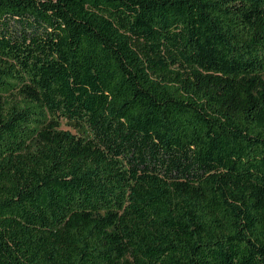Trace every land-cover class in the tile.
<instances>
[{
	"label": "trees",
	"instance_id": "16d2710c",
	"mask_svg": "<svg viewBox=\"0 0 264 264\" xmlns=\"http://www.w3.org/2000/svg\"><path fill=\"white\" fill-rule=\"evenodd\" d=\"M0 264H264V0H0Z\"/></svg>",
	"mask_w": 264,
	"mask_h": 264
},
{
	"label": "rangeland",
	"instance_id": "374dc122",
	"mask_svg": "<svg viewBox=\"0 0 264 264\" xmlns=\"http://www.w3.org/2000/svg\"><path fill=\"white\" fill-rule=\"evenodd\" d=\"M63 127H64V128H70V126H69L68 124H66L65 122H64V124H63Z\"/></svg>",
	"mask_w": 264,
	"mask_h": 264
}]
</instances>
